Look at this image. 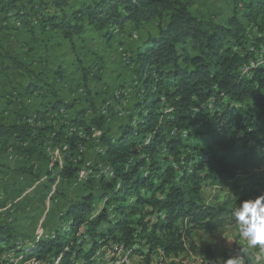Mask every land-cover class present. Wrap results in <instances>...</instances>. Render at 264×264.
<instances>
[{
  "label": "trees",
  "instance_id": "trees-1",
  "mask_svg": "<svg viewBox=\"0 0 264 264\" xmlns=\"http://www.w3.org/2000/svg\"><path fill=\"white\" fill-rule=\"evenodd\" d=\"M21 1L0 0V15L7 22L15 18L29 24L36 13H26ZM70 1L51 0L54 14L41 20L43 27L62 32L68 40L80 37L87 27L112 40L129 24L140 29L155 20L160 23L158 33L139 42L129 60L138 68L132 81L134 101L124 107L125 116L120 118L107 105L91 106V118L84 110L70 121L69 130L83 128L87 139L66 133L64 146L70 151L56 163L54 178L76 180L86 163L77 157V144L94 138L99 129L103 160L87 168L91 174L84 185L92 189L97 182L101 190L66 209L64 236L58 231L55 237L40 239L21 252L22 259L37 264L49 256L60 257L61 264H97L96 257L104 260V252L99 256L104 248L134 254L144 246L149 255L162 252L161 257L177 259L186 250L184 238L228 225V216L241 201L264 194V0H232L235 14L227 24L198 16L186 0H83L78 8ZM1 59L22 66L11 56ZM33 90L47 98L52 109L46 112L74 107L54 91L48 96L32 86L27 93ZM36 118L43 113L36 111ZM113 120L118 128L110 134ZM29 122L1 124L0 141L14 139L16 150L34 153L25 148L27 142H37ZM58 133V138L64 135ZM100 163L107 169L103 173ZM206 181L218 187L231 184L240 197L206 205ZM153 216L155 222L148 220ZM14 233L12 224L0 225V264L14 249ZM87 243L90 252L83 250Z\"/></svg>",
  "mask_w": 264,
  "mask_h": 264
},
{
  "label": "rangeland",
  "instance_id": "rangeland-1",
  "mask_svg": "<svg viewBox=\"0 0 264 264\" xmlns=\"http://www.w3.org/2000/svg\"><path fill=\"white\" fill-rule=\"evenodd\" d=\"M186 1L191 4L195 14L214 19L216 23L227 24L235 14L232 0ZM82 2L70 1L73 8H78ZM50 3L51 0H22L20 7L26 13H36L29 24L10 16L7 22L5 15H0V125L32 120L29 122L34 129L32 134L37 138L36 144H25V148L34 153L16 150L14 139L10 143L6 139L0 141V225L12 224L15 227L14 249L2 256L4 264H30L22 259L24 255L21 252L29 251L40 239L55 237L58 231L63 234L68 230L62 216L66 209L71 204L84 201L90 192L98 195L96 193L101 189L95 187L97 182L90 189L84 185L85 181L76 184L78 178L75 181L54 178L58 171L56 163L59 164V160L62 163L66 155L61 148L69 138L66 133L69 134L70 121L84 110L88 111L86 117L91 118V106L107 105L120 118L125 116L124 107L134 101L132 81L138 68V64L130 66L129 60L135 56L139 42L158 33L160 23L155 20L140 29L129 24L123 33L115 32L112 40L99 38L93 28L87 27L80 37L68 40L62 32L43 27L45 24L41 20L50 18L55 11ZM8 56L15 58L22 66L1 59ZM58 72L61 77L57 75ZM32 86H37L48 96L54 91L61 102L74 107L68 112L63 108L46 112L52 109L47 104V98H40L35 90L27 93ZM118 102H122V106ZM36 111L42 112L43 118L37 120ZM117 128L118 122L110 121L107 132L115 134ZM61 131L64 135L58 138ZM95 132V139L88 136V141L94 140L85 146L83 153V158L90 162L91 167L103 160L99 154L103 146L97 142L100 134H97V130ZM98 169L103 173L101 169H105L104 163H100ZM240 193L235 192L231 184L224 187L215 186L209 181L202 184V198L206 205L215 206L237 200ZM94 204L100 205L98 199L95 198ZM148 220L155 222L156 216ZM228 221V225L218 230H197L189 238H184L186 250L177 259L161 257L162 252L160 255H149L144 246L130 255H122L123 251L113 253L109 247L104 248L99 256L104 252L105 260L96 257L95 261L97 264H171L172 261L218 264L220 258L226 260L239 254L244 264H264V251L259 247L241 252L245 245L239 240L231 215ZM105 230V226L101 227V231ZM83 250L90 252V244H85ZM48 258L46 256L41 260ZM78 261L84 264L83 260Z\"/></svg>",
  "mask_w": 264,
  "mask_h": 264
},
{
  "label": "clouds",
  "instance_id": "clouds-1",
  "mask_svg": "<svg viewBox=\"0 0 264 264\" xmlns=\"http://www.w3.org/2000/svg\"><path fill=\"white\" fill-rule=\"evenodd\" d=\"M231 216L244 249L264 251V194L255 198L243 200L232 209ZM218 264H244L241 255L232 256L226 260L220 258Z\"/></svg>",
  "mask_w": 264,
  "mask_h": 264
},
{
  "label": "bare ground",
  "instance_id": "bare-ground-1",
  "mask_svg": "<svg viewBox=\"0 0 264 264\" xmlns=\"http://www.w3.org/2000/svg\"><path fill=\"white\" fill-rule=\"evenodd\" d=\"M69 133H70L71 136L79 137L81 139H87V137L85 136L84 131L81 130V129H79V128H77V129H70L69 130ZM69 151H70V148L68 146H64L63 147V152H69ZM87 168H88V164L82 165L80 167V171H79L78 177H77L79 179V182H77L76 184H80V183L82 184V183H84V181H86V179L88 177V174H89V172L87 171ZM125 253H127L128 255H130V254H132V251H125ZM39 263H43V264H61V258L60 257H57V258H48L46 261H41Z\"/></svg>",
  "mask_w": 264,
  "mask_h": 264
},
{
  "label": "built area",
  "instance_id": "built-area-1",
  "mask_svg": "<svg viewBox=\"0 0 264 264\" xmlns=\"http://www.w3.org/2000/svg\"><path fill=\"white\" fill-rule=\"evenodd\" d=\"M80 129H83V128H80ZM97 134H100V130L98 129V131H97ZM95 139V138H94ZM94 139H91V141H93ZM80 140V139H79ZM91 141H87V142H83V143H81V142H79V144H77V157H84L83 156V153H85V150H86V145H88L89 144V142H91ZM100 154H101V156H103L104 155V149L102 148V149H100ZM84 161H86V163H88V171L90 170V167H91V164H90V162H87V160L84 158ZM72 162H76V159H73L72 160ZM122 255H124L125 254V252H122L121 253ZM120 254V255H121ZM125 262H123V264H124ZM37 264H43V263H37ZM119 264V263H118ZM125 264H127V263H125Z\"/></svg>",
  "mask_w": 264,
  "mask_h": 264
},
{
  "label": "crops",
  "instance_id": "crops-1",
  "mask_svg": "<svg viewBox=\"0 0 264 264\" xmlns=\"http://www.w3.org/2000/svg\"><path fill=\"white\" fill-rule=\"evenodd\" d=\"M61 215V214H60Z\"/></svg>",
  "mask_w": 264,
  "mask_h": 264
}]
</instances>
